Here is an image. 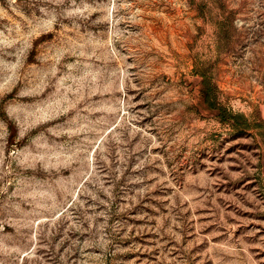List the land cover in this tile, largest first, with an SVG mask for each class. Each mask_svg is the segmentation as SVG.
Here are the masks:
<instances>
[{"label":"rangeland","instance_id":"rangeland-1","mask_svg":"<svg viewBox=\"0 0 264 264\" xmlns=\"http://www.w3.org/2000/svg\"><path fill=\"white\" fill-rule=\"evenodd\" d=\"M0 264H264V0H0Z\"/></svg>","mask_w":264,"mask_h":264},{"label":"trees","instance_id":"trees-1","mask_svg":"<svg viewBox=\"0 0 264 264\" xmlns=\"http://www.w3.org/2000/svg\"><path fill=\"white\" fill-rule=\"evenodd\" d=\"M202 96L207 107L215 113V116L224 124H228L233 129H248L252 127L241 114H234L229 108L224 106L218 97V86L212 79L201 71Z\"/></svg>","mask_w":264,"mask_h":264}]
</instances>
